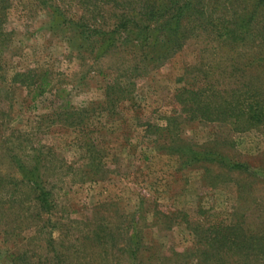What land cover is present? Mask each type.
Instances as JSON below:
<instances>
[{
	"label": "rangeland",
	"instance_id": "obj_1",
	"mask_svg": "<svg viewBox=\"0 0 264 264\" xmlns=\"http://www.w3.org/2000/svg\"><path fill=\"white\" fill-rule=\"evenodd\" d=\"M56 1L8 0L2 26L8 41L0 51V264H199L194 254L201 251L225 256L212 264H264L259 256L264 254L231 258L240 248L206 246L207 227L221 220L239 239L264 226V128L240 134L217 122L185 121L176 101L183 88L203 90L196 66L216 78L235 55L211 39L193 37L160 69L128 79L123 70L129 66L101 48L92 52L93 36L83 41L68 23L89 18L82 6ZM219 2L223 7L224 0ZM231 2L234 11H227L236 14L251 0ZM54 5L66 10L61 19L52 16ZM258 49L247 54L264 52V46ZM37 73L49 85L32 98L26 77ZM113 82L127 93L111 114L102 109L112 110L106 85ZM79 110L91 117L84 132L93 131L89 137L104 145L103 169L94 181V165L76 143L79 129L62 115ZM167 117L178 118L176 135L184 144L218 152L246 172L228 173L207 163L187 167L157 151L145 127L157 137L154 130L167 125ZM160 142L165 146L167 138ZM29 169L48 192L49 211L37 207L22 178Z\"/></svg>",
	"mask_w": 264,
	"mask_h": 264
},
{
	"label": "trees",
	"instance_id": "obj_2",
	"mask_svg": "<svg viewBox=\"0 0 264 264\" xmlns=\"http://www.w3.org/2000/svg\"><path fill=\"white\" fill-rule=\"evenodd\" d=\"M39 1L44 5L48 1L56 0ZM74 1L82 6L89 18L79 17L76 21L69 20L68 23L75 27L83 37V41H88L90 36H93L90 39L92 42L89 43L92 52H96L97 47L101 48L106 54L115 55L120 65L129 66V69L123 70L124 76H129L128 79L140 78L150 70L160 69L168 58L174 57L185 46L189 38L194 37L197 40L202 38L203 42L211 39L213 43L229 49L236 58L229 60L227 65L220 68L216 78L210 77L208 72L203 71V65L194 68L205 82L203 90L183 88L176 97L177 105L182 108L183 116L187 119L185 121L197 120L207 124L217 122L219 126L228 127L230 131L240 134L248 129L264 128V80L259 78L264 73V52H252V56L247 54L252 48L256 51L264 46V0H251L246 11L236 14L229 12L234 11L232 0H224L223 7L220 6V0ZM7 8L8 0H0V51L8 41L2 29L7 22ZM52 9L53 17L61 19L65 15L66 10L59 9L58 5L52 6ZM214 51L212 48L213 57ZM131 56L138 61V64L131 61ZM198 59L201 60L202 56L200 55ZM133 72L136 74L134 75ZM27 75H30L26 77L27 82L23 80L26 83L32 82L33 88L30 94L32 98L46 92L49 84L42 74ZM218 77L225 81L218 82ZM25 82L21 85L26 86ZM131 85L132 83L129 86ZM120 86L118 82L106 85L108 102L112 110L102 109V111L115 113L118 104L125 99H121L123 94L127 93L125 88ZM89 114V111L79 110L74 113L66 111L62 115L70 127L79 129L80 138L76 143H79L78 148L84 151L87 164L91 160L90 164L94 165V172L90 174L91 181H94V178L100 177L103 169L100 153L104 145L98 138L89 137L93 131L84 132L89 128L91 120ZM165 121L167 125L155 128L154 131H157L158 136L154 138L150 136L153 134L151 127L146 125V133L149 134L147 140L157 151L164 150V153L174 157L179 165L188 167L207 163L218 166L228 173L246 172L242 164L228 163L221 154L211 149L193 150L192 145L184 144L179 135H176L181 125L177 122L178 118L176 120L167 117ZM98 133L102 132L97 131L94 134ZM162 137L167 138L165 146L160 142ZM222 141L225 143L227 138ZM20 168H23V165H19ZM34 170H26L22 178L30 186L37 207L49 211L48 192L39 188ZM239 230L243 231L240 228ZM235 231V228L228 226L225 220L208 226L206 246L211 247L216 244L234 246L237 250L240 248L237 254L235 252L229 254L231 258L240 255L248 258L250 255L264 254V226L251 235V238H247L244 232L243 234L238 232L242 235L239 239L234 234ZM198 238V246H201L204 242L199 236ZM95 239L96 245L103 250L101 252H104V247L98 238ZM250 249H253L252 253L245 252ZM194 255L201 259L199 264H212L218 262L219 257H225L218 251L210 255H205L201 251ZM203 258L204 263H202Z\"/></svg>",
	"mask_w": 264,
	"mask_h": 264
}]
</instances>
